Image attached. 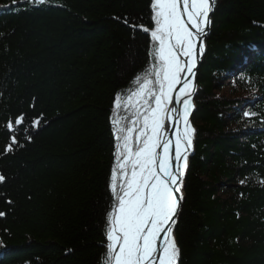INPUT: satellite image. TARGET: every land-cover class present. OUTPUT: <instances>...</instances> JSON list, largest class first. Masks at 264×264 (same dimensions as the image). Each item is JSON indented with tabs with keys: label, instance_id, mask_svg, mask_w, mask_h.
<instances>
[{
	"label": "trees",
	"instance_id": "trees-1",
	"mask_svg": "<svg viewBox=\"0 0 264 264\" xmlns=\"http://www.w3.org/2000/svg\"><path fill=\"white\" fill-rule=\"evenodd\" d=\"M150 2L0 0V264H103L115 98L153 64ZM211 22L178 264H264V0H217Z\"/></svg>",
	"mask_w": 264,
	"mask_h": 264
},
{
	"label": "snow or ice",
	"instance_id": "snow-or-ice-1",
	"mask_svg": "<svg viewBox=\"0 0 264 264\" xmlns=\"http://www.w3.org/2000/svg\"><path fill=\"white\" fill-rule=\"evenodd\" d=\"M33 2L43 5L46 0ZM214 3L215 0L150 2L153 64L135 78L136 87L130 94L115 98L114 113L123 106L130 109L132 120L129 126L115 115L111 121L116 140L115 165L109 184L113 199L106 214L103 264H177L179 249L172 225L184 199L183 178L189 150L193 148L195 130L189 121L192 77L198 53L205 51L203 38ZM143 31L149 32V27ZM173 100L182 107H169ZM24 120L21 115L14 123L19 126ZM166 120L176 129L174 140L167 135ZM38 123L34 122L33 127ZM7 128L14 130L13 123L9 122ZM16 143L13 136L12 144ZM2 151H12L11 145ZM4 180L0 175V182ZM161 234L163 240L157 246Z\"/></svg>",
	"mask_w": 264,
	"mask_h": 264
},
{
	"label": "water",
	"instance_id": "water-1",
	"mask_svg": "<svg viewBox=\"0 0 264 264\" xmlns=\"http://www.w3.org/2000/svg\"><path fill=\"white\" fill-rule=\"evenodd\" d=\"M216 1V0H215ZM214 6H215V3H214ZM213 11H214V8H213ZM213 11L210 13V17H211V15H212V13H213ZM210 25L208 26V28L206 29V36L203 38V42H204V44H205V39H206V37H207V35L209 34V30H210ZM205 51H206V48H205ZM205 51L202 53V54H199L198 53V56H197V65H196V68H194V70H193V72H194V77H192V79H193V81H194V90H193V93L191 94V103H192V105H193V99H194V97H195V95H196V92H197V89H198V73H199V71H200V68H201V64H202V59H203V56H204V54H205ZM179 86V85H178ZM177 86V87H178ZM175 92L173 93V96H175ZM172 106H175V107H177V108H180L179 107V105H177L176 103H175V100H173V103L171 104ZM194 111V106H193V108H192V112ZM192 114V113H191ZM189 121H190V124H191V117L189 116ZM174 128L175 127H173V125L172 124H170V126L166 129V131H167V135L169 136V137H171L172 138V131L174 130ZM194 146H195V142H194V137H193V148L191 149V150H189V154H188V168L186 169V171H185V176H184V178H183V183H184V181L186 180V175H187V173H188V170H189V159H190V156H191V154H192V152H193V150H194ZM159 151V150H158ZM182 192H183V197H184V199L182 200V202H181V205H180V207L178 208V214H177V216L176 217H174V221H175V223L172 225V227H173V232H175V230L177 229V226H178V223H179V220H180V217H181V214H182V210H183V205H184V202H185V194H184V191H183V185H182ZM176 241V240H175ZM179 263V256H178V258H177V264Z\"/></svg>",
	"mask_w": 264,
	"mask_h": 264
},
{
	"label": "bare ground",
	"instance_id": "bare-ground-1",
	"mask_svg": "<svg viewBox=\"0 0 264 264\" xmlns=\"http://www.w3.org/2000/svg\"><path fill=\"white\" fill-rule=\"evenodd\" d=\"M211 18V17H210ZM211 24H209L211 27H212V22H210ZM190 27V26H189ZM208 28V27H207ZM209 32H210V30H209ZM209 35V34H208ZM208 35H207V37H208ZM205 48H206V39H205ZM205 56V55H204ZM237 68H240V67H237ZM243 69H237V71H236V73L237 74H241L240 72L242 71ZM230 74H233V75H235V70L234 71H232V72H230ZM228 76V75H227ZM199 79V78H198ZM198 83V88H199V81H197ZM180 86H178L177 87V89L179 88ZM197 92H198V89H197ZM197 92H196V95H197ZM196 95H195V97H196ZM195 97H194V99H195ZM194 99H193V106H194V111H195V104H194ZM170 107H173L172 105H170ZM179 107H182V105H179ZM194 111L192 112L191 111V113H190V117L192 118V116H193V113H194ZM170 122H168L167 120L165 121V129H167L169 126H170ZM180 127H181V129H182V124L180 125ZM175 131H176V129L174 128V130L172 131V138H173V140H174V134H175ZM194 137V136H193ZM187 175H188V173H187ZM187 175H186V179H187ZM186 181V180H185ZM184 181V182H185ZM173 237H174V232H173ZM175 239V238H174ZM162 240H163V234H161V237L160 238H158V241H157V246H159V244L162 242Z\"/></svg>",
	"mask_w": 264,
	"mask_h": 264
},
{
	"label": "rangeland",
	"instance_id": "rangeland-1",
	"mask_svg": "<svg viewBox=\"0 0 264 264\" xmlns=\"http://www.w3.org/2000/svg\"><path fill=\"white\" fill-rule=\"evenodd\" d=\"M217 1V0H216ZM216 1H215V6H214V11H215V8H216ZM214 11H213V13H212V15H211V18H212V16L214 15ZM211 18H210V22H211ZM211 24V23H210ZM210 29H211V26L209 27ZM202 66V65H201ZM201 69V68H200ZM230 89H231V87H227V88H225L224 89V91H223V94H227L228 95V93H229V91H230ZM169 107H170V105H169ZM121 110H123L125 113H126V117H128L129 118V124L128 125H125V126H129V125H131V120H132V117H131V115H130V109H125L123 106H122V109ZM118 118H120V115L118 116ZM121 119V118H120ZM121 123L122 124H125L124 123V119L123 120H121ZM135 137V132L133 133V138Z\"/></svg>",
	"mask_w": 264,
	"mask_h": 264
}]
</instances>
